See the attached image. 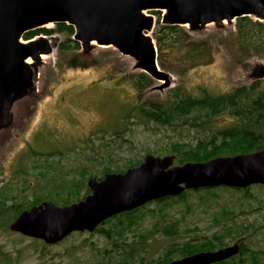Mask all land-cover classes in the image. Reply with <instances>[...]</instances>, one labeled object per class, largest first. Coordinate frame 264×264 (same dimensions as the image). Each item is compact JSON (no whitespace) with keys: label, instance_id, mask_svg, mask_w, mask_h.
<instances>
[{"label":"rangeland","instance_id":"rangeland-1","mask_svg":"<svg viewBox=\"0 0 264 264\" xmlns=\"http://www.w3.org/2000/svg\"><path fill=\"white\" fill-rule=\"evenodd\" d=\"M148 12L154 17L149 33L155 41L153 34L165 23L161 13ZM235 20L200 23L193 28L181 25L188 33L185 42H204L203 51L199 56L190 54V44L184 46V41L175 47L162 43L158 65L171 77L170 84L163 87L162 79L149 74L145 85L140 86L135 74L144 71L135 66L136 58L113 45L93 42L88 49L80 43L78 47L60 48L58 44L68 34H46L49 38L54 35L50 41L56 46L38 64V72L33 75L35 89L16 97L10 109L12 122L0 126V141L7 138L0 145V189L9 195L5 203L24 204L44 194L55 196L60 189L57 185L70 181L87 185L88 176L103 175L106 165L122 168L141 160L147 152L176 154L170 146L173 141L194 144L205 138L207 130L160 124L132 110L141 100L163 99L175 87L191 94L203 89L222 93L256 79L257 68L264 63V50L242 52L234 45ZM257 79L264 88V76ZM229 121L227 115L216 118L219 124ZM174 162L178 163L177 155ZM214 189L216 195L199 190L170 199L164 215L159 207L167 200L149 201L140 211L145 217L135 229L125 232L126 239L151 229L154 222L178 220L177 234L166 236L157 231L149 238V255L157 256L174 240L202 238L219 229L224 219L215 222L213 214L225 205L235 209L237 220H261L263 184H252L249 193L219 186ZM9 222L0 223V264H121L119 242L96 228L73 231L47 244L10 230ZM112 224L110 220L101 226L109 230ZM194 225L197 229H186ZM259 228L257 238L264 246V227ZM236 240L229 238L227 244Z\"/></svg>","mask_w":264,"mask_h":264},{"label":"water","instance_id":"water-1","mask_svg":"<svg viewBox=\"0 0 264 264\" xmlns=\"http://www.w3.org/2000/svg\"><path fill=\"white\" fill-rule=\"evenodd\" d=\"M161 10L164 23L187 24L232 21L241 15L264 20V0H0V126L12 122V102L34 90V73L44 54L56 43L46 34L23 38L30 29L46 23L67 22L72 37L83 49L93 42L113 45L136 58L135 66L170 84V74L157 61V45L149 31ZM28 57L31 60H28ZM256 77L264 76V63ZM175 153L147 152L141 161L123 171L88 176L82 198L58 204L43 199L21 209L9 222L14 232L56 243L73 231H93L105 219L151 200L178 195L191 188L226 185L245 188L264 185V147L233 154H218L203 160L175 163ZM238 240L215 249L199 250L162 264H210L235 255Z\"/></svg>","mask_w":264,"mask_h":264},{"label":"trees","instance_id":"trees-1","mask_svg":"<svg viewBox=\"0 0 264 264\" xmlns=\"http://www.w3.org/2000/svg\"><path fill=\"white\" fill-rule=\"evenodd\" d=\"M151 11L158 13L160 16L161 10L153 9ZM55 25V27L42 26L27 30L22 34V37L30 38L38 33L51 34L54 31H64L68 34V37L60 42L58 46L60 48L79 46L80 42L69 36L74 32L72 24L56 22ZM153 35L157 50L160 51L162 43L174 47L181 46V42L186 41L188 33L180 24L165 23L161 26L159 32ZM232 40L234 45L242 52L264 50V20L253 18L250 15L236 17ZM189 44L191 47L190 54L199 56L202 53L204 42L189 41L185 42L184 46ZM135 76H138L136 81L138 80L140 86L145 85L148 80V75L145 72H138ZM132 111L145 120L172 126H190L209 132L205 138H200L194 144L180 140L173 141L170 146L171 150L176 152L178 163L186 160H203L218 154H233L264 147V88H261L257 78L248 85H237L222 93H213L203 89L199 94H191L175 87L163 99L141 100ZM226 115L230 117L228 123L219 124L216 122L218 116ZM140 161L130 162L122 168H111L106 165L103 168V174L106 171H123L128 166L136 165ZM216 186L226 189H239L244 193H249L248 190L251 185L245 188L226 185ZM216 186L186 189L178 195L165 196L154 200L156 203L167 200L165 205L159 207V211L164 215L163 209L171 204L170 199L184 198L189 191L199 190H205L209 195H216L214 189ZM56 187L60 189L55 196L44 194V196H37L24 204L21 202L6 204L5 201L9 198V195L6 190L1 188L0 223L7 224L21 209L43 199H52L58 204L60 202L64 204L82 198L89 191V187L84 182L80 184L77 181L66 182ZM82 188L84 190L80 195ZM147 203L105 219L103 222L111 220L113 223L109 230L101 226L103 222L96 227L99 232L112 237L115 243L119 242V251L122 252L121 264H162L173 259L175 254L183 256L199 250L218 248L227 244L229 238L240 240L239 252L210 264H264V246L259 244L257 238L259 227H264V214L260 221L237 220L235 209L228 205L223 206L213 214L215 222L223 219L224 221L221 227L210 235L202 238L194 237L184 241L174 240L167 245L162 253L157 256H150L149 238L153 236L152 234L158 231L166 236H173L178 233L179 226L178 220L167 221L163 224H158L157 221L154 222L151 229L146 232H135L136 237L127 240L125 232L135 229L136 224L145 217V213L140 211ZM186 229H197V226L194 225Z\"/></svg>","mask_w":264,"mask_h":264},{"label":"flooded vegetation","instance_id":"flooded-vegetation-1","mask_svg":"<svg viewBox=\"0 0 264 264\" xmlns=\"http://www.w3.org/2000/svg\"><path fill=\"white\" fill-rule=\"evenodd\" d=\"M7 141V138L4 137L1 141H0V145H3L5 142ZM89 192V191H88ZM240 242V240H238ZM227 245V244H226ZM223 246V245H222Z\"/></svg>","mask_w":264,"mask_h":264},{"label":"bare ground","instance_id":"bare-ground-1","mask_svg":"<svg viewBox=\"0 0 264 264\" xmlns=\"http://www.w3.org/2000/svg\"><path fill=\"white\" fill-rule=\"evenodd\" d=\"M101 46H108V45H101ZM43 57H45L46 55L44 54V55H42ZM28 60L30 61L31 60V58L30 57H28Z\"/></svg>","mask_w":264,"mask_h":264}]
</instances>
